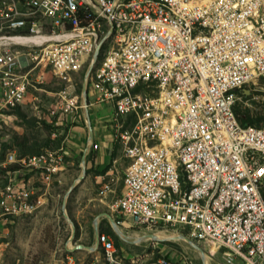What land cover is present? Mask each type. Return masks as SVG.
I'll use <instances>...</instances> for the list:
<instances>
[{
  "label": "built area",
  "instance_id": "1",
  "mask_svg": "<svg viewBox=\"0 0 264 264\" xmlns=\"http://www.w3.org/2000/svg\"><path fill=\"white\" fill-rule=\"evenodd\" d=\"M9 45L29 46L33 68ZM42 66L65 83L63 113L114 109L129 162L114 209L120 228L186 232L228 264H264V128L243 127L235 113L241 90L264 78V0H0V153ZM80 74L88 105L71 93ZM50 125L58 149L0 158V237L48 205L65 170L70 137ZM32 172L42 186L28 184ZM98 239L104 257L89 264H196L188 253L123 259L109 234Z\"/></svg>",
  "mask_w": 264,
  "mask_h": 264
},
{
  "label": "rangeland",
  "instance_id": "2",
  "mask_svg": "<svg viewBox=\"0 0 264 264\" xmlns=\"http://www.w3.org/2000/svg\"><path fill=\"white\" fill-rule=\"evenodd\" d=\"M75 80L78 93H81L82 74L76 76ZM56 103L57 100H36L42 115L51 113ZM236 109L242 113L250 110L264 116V78L255 80L238 94ZM261 128H264V121ZM53 131L54 128L39 116L33 103L27 101L13 112L9 126L2 134L4 148L7 147L6 151H17L19 156L39 154L44 149H57L59 138L57 141L52 137ZM2 155L3 152L0 153L1 158ZM116 159L118 179L110 186L112 191H107L106 195L93 174L85 173L86 177L72 186L73 181L83 175L82 165L79 166L77 158L74 170L67 174V181H54L48 205L40 213L14 220L5 226L0 237V264H89L96 258L101 260L104 252L100 246L93 250L74 249L79 244H96V221L99 230L113 238L123 259L139 256L150 260L162 255L175 259L188 253L196 264H228L222 253L209 255L203 250L206 254L203 259L196 249L174 233L162 232L158 234L159 239H149L145 236L152 233L134 229L128 222L121 228L123 233L116 232L106 213L111 214L117 222L118 213L114 209L122 196L123 178L129 163L121 146ZM38 185L42 186V182ZM186 234L184 232L183 235L187 237Z\"/></svg>",
  "mask_w": 264,
  "mask_h": 264
},
{
  "label": "crops",
  "instance_id": "3",
  "mask_svg": "<svg viewBox=\"0 0 264 264\" xmlns=\"http://www.w3.org/2000/svg\"><path fill=\"white\" fill-rule=\"evenodd\" d=\"M9 46L17 53L23 65H29V68H33L34 62L30 58L31 48L29 46ZM32 79L33 83L28 87L26 103L27 101L33 103L39 116L47 121V123L58 122L60 129H64L63 131L70 137L65 170L55 180L63 181L65 179L67 181V174L71 170H74L73 165H76V160L79 158V166L82 165L84 176L86 177L85 173L93 174L97 182L102 185L104 194L108 195L107 191H112L110 186L118 179L115 170L117 164L116 158L120 147L115 140V131L112 127L113 107L109 104L84 106L83 108H79L73 115L65 114L60 110L58 103V93L65 83L56 79L52 75L51 70L45 66L33 71ZM77 86L78 83L75 80L71 93L79 98L82 105H88L89 102L94 100L90 93H84L83 88L81 93H78ZM36 100H40V102L57 100V103L52 106L53 110L51 113L42 115V111L39 110ZM60 139L62 140L63 138L60 137ZM58 143L59 148L61 141L59 140ZM92 144H98L99 148L97 150L93 149L91 147ZM26 178L28 184L33 186H39L38 183L42 182V177L38 172H32ZM77 180L73 181L72 186Z\"/></svg>",
  "mask_w": 264,
  "mask_h": 264
},
{
  "label": "water",
  "instance_id": "4",
  "mask_svg": "<svg viewBox=\"0 0 264 264\" xmlns=\"http://www.w3.org/2000/svg\"><path fill=\"white\" fill-rule=\"evenodd\" d=\"M83 91H84L85 94H87L86 88H84ZM84 170H85V167H84ZM83 177H84V171H83V175L79 176L78 180L74 183L73 186H75L78 181H81V179ZM106 216L109 218V220H110L113 228L115 229V231L118 232V233H123L122 229L119 227V225L117 224V222L115 221V219L113 218V216L111 214H109V213H106ZM95 232H96V244L94 246H87L85 244H79V245H76L74 249L88 248L90 250H93L95 248H98L99 247L98 246V241H99L98 236L100 234V230H99V225H98V222L97 221L95 222ZM145 237H147L149 239H151V237L153 239H159L158 237H156L153 234L147 235ZM179 238L180 239H184L186 242H188V244H190L191 246H193V248L196 249V251H198L200 253V255H202L203 259H204L205 253H204L203 249L199 245L195 244L192 240H190L187 237L180 236Z\"/></svg>",
  "mask_w": 264,
  "mask_h": 264
},
{
  "label": "trees",
  "instance_id": "5",
  "mask_svg": "<svg viewBox=\"0 0 264 264\" xmlns=\"http://www.w3.org/2000/svg\"><path fill=\"white\" fill-rule=\"evenodd\" d=\"M235 113H236V116H237V119H238L239 123L243 127H258V128H261V123L264 121V116L262 114H258V113L254 114L250 110H247L246 112L242 113L241 111H238L236 109V106H235ZM59 140L61 141L60 138H59ZM57 141H58V139H57ZM6 148L7 147L5 146L4 151H3L4 155L6 153ZM4 155H2L3 156L2 158L1 157L0 158L3 159ZM20 157H23V156H20ZM16 169H19V165H12L9 168V170H16ZM101 232H104V231L101 230Z\"/></svg>",
  "mask_w": 264,
  "mask_h": 264
},
{
  "label": "bare ground",
  "instance_id": "6",
  "mask_svg": "<svg viewBox=\"0 0 264 264\" xmlns=\"http://www.w3.org/2000/svg\"><path fill=\"white\" fill-rule=\"evenodd\" d=\"M167 236H168V235H167ZM212 252H213V253H212L213 255H216V254H217V253H216V250H213ZM205 256H206V255H204V258H205ZM208 257H209V256H208Z\"/></svg>",
  "mask_w": 264,
  "mask_h": 264
}]
</instances>
